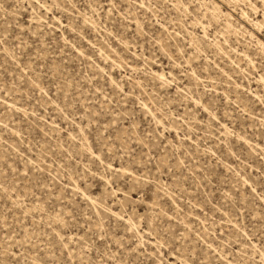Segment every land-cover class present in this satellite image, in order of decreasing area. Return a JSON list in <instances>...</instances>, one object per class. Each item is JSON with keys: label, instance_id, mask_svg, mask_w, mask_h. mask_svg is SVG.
<instances>
[{"label": "rangeland", "instance_id": "1", "mask_svg": "<svg viewBox=\"0 0 264 264\" xmlns=\"http://www.w3.org/2000/svg\"><path fill=\"white\" fill-rule=\"evenodd\" d=\"M261 75L264 0H0V264H264Z\"/></svg>", "mask_w": 264, "mask_h": 264}, {"label": "bare ground", "instance_id": "2", "mask_svg": "<svg viewBox=\"0 0 264 264\" xmlns=\"http://www.w3.org/2000/svg\"><path fill=\"white\" fill-rule=\"evenodd\" d=\"M244 15H245V13H244ZM203 24V23H202ZM204 27V26H203ZM208 30H206V28L204 27L203 28V36H202V39H207L209 36V34H208V32H207ZM157 76L160 78V79H162L163 80V82L164 83H168L169 82V78L164 74V73H161V74H157ZM171 76V75H170ZM257 83H264V77L261 75L257 80ZM252 94V93H251ZM253 96H254V98H256V99H261V97H260V95L256 92V93H253ZM193 102L196 104V105H198V103H199V101H197L196 99H194L193 100ZM205 106V105H204ZM244 107H245V105H244ZM211 108V107H210ZM205 109H207L206 107H205ZM223 127V126H222ZM224 129H225V131H227L228 130V128L225 126L224 127Z\"/></svg>", "mask_w": 264, "mask_h": 264}]
</instances>
